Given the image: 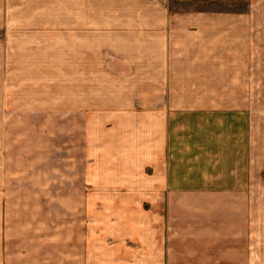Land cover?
I'll return each mask as SVG.
<instances>
[{"label": "crops", "instance_id": "obj_1", "mask_svg": "<svg viewBox=\"0 0 264 264\" xmlns=\"http://www.w3.org/2000/svg\"><path fill=\"white\" fill-rule=\"evenodd\" d=\"M227 4L0 0V131L7 116L14 131L33 116L80 121L75 157L4 158L0 239H60V264H109L131 239L142 264H227L238 239L244 264L245 174L222 167L213 101L228 98L230 52L258 16ZM10 259L38 261L0 247Z\"/></svg>", "mask_w": 264, "mask_h": 264}, {"label": "rangeland", "instance_id": "obj_2", "mask_svg": "<svg viewBox=\"0 0 264 264\" xmlns=\"http://www.w3.org/2000/svg\"><path fill=\"white\" fill-rule=\"evenodd\" d=\"M227 1L226 6L229 10L251 11L256 13L259 19L257 17L258 20H255V26L251 31L246 30L243 37H237L236 43L239 50L230 52V59H232L230 66L236 64L239 67L235 69V73L232 67L229 68V82L222 84L223 91L228 92V98L213 101V106L219 108L222 115L219 114L220 116L212 119V122L224 124L227 129L226 132L220 133V136L228 145L225 153L230 155L231 162L223 163L222 167H230L232 172L245 174V230L247 234V228L250 227L252 235L250 239H245L246 252L248 248L250 252L245 254L243 262L244 264H264V239H253L255 235L264 238V0ZM217 5L225 6V4ZM57 87L59 94L60 85L58 84ZM216 103L219 105L217 106ZM53 104H56V101H53ZM32 118L34 120L28 117L23 119L25 121H22V124L25 125H22V128L25 130L14 131L13 118L5 117V130L0 131V167L2 165V168H6L3 162L8 156L9 159H14L18 156L29 157L37 153L38 158L43 156L56 158L66 150L69 151L70 157L73 154L75 157L77 154L76 129L80 122L78 117L69 115L33 116ZM29 124L44 125L46 130L30 131L28 129L32 126ZM63 145L68 146L62 148ZM31 147L33 149H30ZM55 161L53 160L54 165ZM25 163L24 159L16 166H22L21 164ZM10 165H13L12 162ZM57 166L59 167L60 164L58 163ZM69 167L70 172L77 171L76 163L70 162ZM138 240L131 239L127 242L125 244L127 251L119 253V258L110 260L109 264H142L141 245ZM213 240L217 243L225 242L224 239ZM41 241L39 239H0V247L10 253L12 258L18 257L20 252L38 258V261H30L31 264H60V239H53L52 242L47 243ZM238 241V239L226 241L230 249L227 253L229 256L227 264H242V253L239 251ZM181 246L184 249L187 247ZM187 255L189 257L188 253ZM196 255L200 257L197 253L190 254L192 258ZM8 261L10 264L15 262L13 259ZM68 264H75V262L70 261ZM164 264H175V261L165 259Z\"/></svg>", "mask_w": 264, "mask_h": 264}]
</instances>
